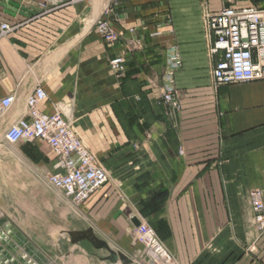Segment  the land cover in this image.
<instances>
[{
	"label": "crops",
	"instance_id": "crops-1",
	"mask_svg": "<svg viewBox=\"0 0 264 264\" xmlns=\"http://www.w3.org/2000/svg\"><path fill=\"white\" fill-rule=\"evenodd\" d=\"M227 6L264 10V0H0V22L12 27L0 36V100L15 96L0 116V136L26 116V99L39 86L46 93L39 110L60 107L110 175L64 212L62 193L50 190L66 221H54L52 241L34 243L44 258L113 264L97 248L102 243L115 264H156L131 235L140 216L171 264L256 263L238 253L254 244L249 194L264 199V81L212 84L216 58L204 18ZM172 46L182 61L175 109L161 100ZM117 57L120 73L109 66ZM2 144L7 173L17 157L33 173L21 182L47 188L55 157L46 143ZM262 247L264 264V237Z\"/></svg>",
	"mask_w": 264,
	"mask_h": 264
},
{
	"label": "built area",
	"instance_id": "built-area-1",
	"mask_svg": "<svg viewBox=\"0 0 264 264\" xmlns=\"http://www.w3.org/2000/svg\"><path fill=\"white\" fill-rule=\"evenodd\" d=\"M231 3L234 0H222ZM204 25L211 40L209 54L216 58L211 70L214 88L234 84L264 81V10L255 6L236 9L224 7L219 12L207 13ZM101 32H108L106 24L99 25ZM12 27L0 22V36L7 35ZM113 40V35H106ZM123 58L110 60V68L117 73L123 71ZM182 61L176 46L167 53L165 71L162 76L161 100L170 108L178 107V91L175 76ZM46 100V93L36 87L26 99V116L11 124L0 136L2 143H46L54 154V172L47 183L62 193L74 206H80L90 196L108 183L110 175L91 151L85 146L72 124L67 121L60 107L44 114L39 106ZM15 102L14 94L0 100V116ZM255 222L264 228V202L259 192L250 195ZM140 225L132 230V237L140 243L145 254L155 263L171 264V258L154 231L137 216ZM1 245V244H0Z\"/></svg>",
	"mask_w": 264,
	"mask_h": 264
},
{
	"label": "rangeland",
	"instance_id": "rangeland-1",
	"mask_svg": "<svg viewBox=\"0 0 264 264\" xmlns=\"http://www.w3.org/2000/svg\"><path fill=\"white\" fill-rule=\"evenodd\" d=\"M0 144H2L1 139ZM6 152L5 149H0V171H4L3 173L0 172V240L4 245L0 246V264H58L60 261L55 262L50 258H44L34 243L44 239L52 241L56 234L53 226L54 221L65 222L66 216L63 219L59 217L60 208L56 210L52 200L55 198V194L50 192L53 188L48 183H46L47 188H44L39 183L21 182L29 179L33 174L30 170V164L28 166L27 162L20 161L15 157L14 172H6L8 166ZM28 191L34 193L31 194V197L27 194V198H24L23 192ZM253 192L261 194L260 191ZM251 193L249 194V206L252 211ZM62 198L61 210L64 212L67 209L68 201L64 197ZM261 200L264 202L262 194ZM253 232L254 244L243 248L238 253V257L240 259L243 257L242 255L255 256L258 258L255 264H262L264 228L255 222L254 215ZM26 233L31 235V239ZM3 250L6 251V255L1 253ZM4 256L5 259L2 258ZM39 258L42 259V263L37 260ZM107 258L106 262H108ZM156 264L164 263L158 262Z\"/></svg>",
	"mask_w": 264,
	"mask_h": 264
},
{
	"label": "water",
	"instance_id": "water-1",
	"mask_svg": "<svg viewBox=\"0 0 264 264\" xmlns=\"http://www.w3.org/2000/svg\"><path fill=\"white\" fill-rule=\"evenodd\" d=\"M132 222H133L135 227H138L140 225V222L136 219H133ZM96 246H97V248L106 249L109 252V256L107 258L108 261H110L113 264H115L117 262V256L112 251H110L106 245H104L102 243H97Z\"/></svg>",
	"mask_w": 264,
	"mask_h": 264
},
{
	"label": "bare ground",
	"instance_id": "bare-ground-1",
	"mask_svg": "<svg viewBox=\"0 0 264 264\" xmlns=\"http://www.w3.org/2000/svg\"><path fill=\"white\" fill-rule=\"evenodd\" d=\"M6 251L5 250H3L1 253L2 254H4V255H6V253H5ZM3 259H5V256L4 257H2Z\"/></svg>",
	"mask_w": 264,
	"mask_h": 264
}]
</instances>
